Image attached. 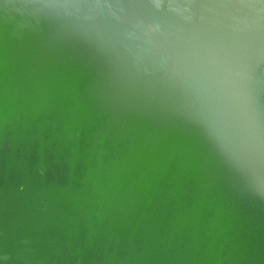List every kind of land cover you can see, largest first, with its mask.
<instances>
[{
	"label": "water",
	"instance_id": "1",
	"mask_svg": "<svg viewBox=\"0 0 264 264\" xmlns=\"http://www.w3.org/2000/svg\"><path fill=\"white\" fill-rule=\"evenodd\" d=\"M0 264H264V0H0Z\"/></svg>",
	"mask_w": 264,
	"mask_h": 264
}]
</instances>
